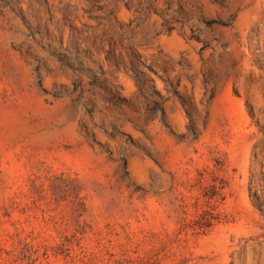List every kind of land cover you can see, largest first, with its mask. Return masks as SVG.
Segmentation results:
<instances>
[{
    "label": "rangeland",
    "instance_id": "obj_1",
    "mask_svg": "<svg viewBox=\"0 0 264 264\" xmlns=\"http://www.w3.org/2000/svg\"><path fill=\"white\" fill-rule=\"evenodd\" d=\"M0 264H264V0H0Z\"/></svg>",
    "mask_w": 264,
    "mask_h": 264
},
{
    "label": "bare ground",
    "instance_id": "obj_2",
    "mask_svg": "<svg viewBox=\"0 0 264 264\" xmlns=\"http://www.w3.org/2000/svg\"><path fill=\"white\" fill-rule=\"evenodd\" d=\"M174 34H175V33H173V34L170 35V36H164V37L161 36V39H160V37H159L158 39H160V40L163 39V40H162L163 43H164V42H168V41H169V43H170V42H171V43H175L176 41L178 42V39L176 40L177 37H176V35H174ZM161 43H162V42H161ZM169 43H168V44H169ZM168 44H167V45H168ZM164 45H166V43H165ZM130 163H131V162H130Z\"/></svg>",
    "mask_w": 264,
    "mask_h": 264
}]
</instances>
